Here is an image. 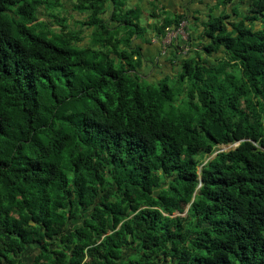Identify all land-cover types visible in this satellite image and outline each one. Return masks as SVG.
Wrapping results in <instances>:
<instances>
[{
  "label": "trees",
  "instance_id": "1",
  "mask_svg": "<svg viewBox=\"0 0 264 264\" xmlns=\"http://www.w3.org/2000/svg\"><path fill=\"white\" fill-rule=\"evenodd\" d=\"M214 1L0 0V264H264V0Z\"/></svg>",
  "mask_w": 264,
  "mask_h": 264
},
{
  "label": "rangeland",
  "instance_id": "2",
  "mask_svg": "<svg viewBox=\"0 0 264 264\" xmlns=\"http://www.w3.org/2000/svg\"><path fill=\"white\" fill-rule=\"evenodd\" d=\"M67 7L63 10V12H67L69 17L71 18L70 23H71V27H77V29H80L82 26L80 25V23L78 24V21H83L85 19L84 15L85 14H80L77 13L76 11H73L72 9V4H71V0H65ZM150 1H154V2H159L155 1V0H130L129 4L131 6H136V5H140L142 4L143 9H145L147 11V8L151 7L150 5ZM210 1V2H209ZM185 0H181V3H178V0H160V6H163L164 4L167 3H172L176 6L181 5L182 3H184ZM213 3L215 2L214 0H207V3ZM194 2H191L190 5H192ZM204 3V2H203ZM199 3L197 4L196 7H199L201 4L202 9L201 12L198 14L199 16H201L202 18H206V14L209 11V6L207 3ZM195 9V8H193ZM176 10H179V8H176ZM231 10V8H230ZM39 16L41 17V19H46L49 14L48 11L45 9V7L43 6L41 8V10H39ZM145 21V19H144ZM150 21V19H148V22ZM153 21V20H152ZM191 21H193V19H191ZM146 23V22H144ZM76 24H78L77 26H75ZM187 24V21L183 22V26L181 27V30H179V35L177 36V31L176 30H170L168 31V33L166 34V36L163 37H157L154 31H151L149 29V31L146 34V38H151V43L149 44L148 42H145V40L140 39V41L138 40L137 42H139L141 45H152L154 41L159 40V42L162 45V53H160V55L156 58V65L152 67V71H143L141 70V72L146 76V78H148L151 81H157L159 80L163 75H165L168 72L171 73H177V71L180 69L178 66H176V68H174V65H172L171 61L168 60L170 54L167 53V48H169L170 43H172L175 39H181L184 41H188L189 39V35H190V28H188L189 23L187 24V27L185 28ZM260 26V23H258ZM84 35L86 36L84 41L82 43H88L89 42V33L91 31V29H87L84 27ZM179 50V49H178ZM163 53H167V55H162ZM220 55V54H218ZM161 56V57H160ZM212 59V58H211ZM212 62V60H211ZM177 63V62H176ZM143 69V68H142ZM239 144V141H236L234 143H230L228 145H221L219 146L221 150H229L231 148L236 147ZM22 264H31V261L27 258V255L24 258V261Z\"/></svg>",
  "mask_w": 264,
  "mask_h": 264
},
{
  "label": "crops",
  "instance_id": "3",
  "mask_svg": "<svg viewBox=\"0 0 264 264\" xmlns=\"http://www.w3.org/2000/svg\"><path fill=\"white\" fill-rule=\"evenodd\" d=\"M191 2H194V3L192 5H190ZM198 2L199 3H203V2L207 3V0H185V2L179 6H176L172 3H167L164 5L166 6L167 9L171 10L174 13L187 12V13H190V15H191V13H194L195 10L202 9V7H201L202 4L199 7H196ZM178 3H181V0H178ZM150 5H151V3H150ZM151 7L147 8V9H151ZM176 8H179V10H176ZM193 8H195V9H193ZM138 40L140 41V39H137L135 43L140 44L139 42H137ZM141 46H142V50H143V56L145 59V62L142 66L143 69L141 68V70H142V72L143 71H150L151 72L152 67L156 65V58L160 55V53H162V45L159 42V40H156L153 42L152 45L145 44V45H141ZM167 53H169V52H167ZM167 53H163V54H161V56L167 55Z\"/></svg>",
  "mask_w": 264,
  "mask_h": 264
},
{
  "label": "built area",
  "instance_id": "4",
  "mask_svg": "<svg viewBox=\"0 0 264 264\" xmlns=\"http://www.w3.org/2000/svg\"><path fill=\"white\" fill-rule=\"evenodd\" d=\"M183 26V23L181 24V26L177 29H173V30H176L177 31V36L179 35V30H181V27Z\"/></svg>",
  "mask_w": 264,
  "mask_h": 264
},
{
  "label": "clouds",
  "instance_id": "5",
  "mask_svg": "<svg viewBox=\"0 0 264 264\" xmlns=\"http://www.w3.org/2000/svg\"><path fill=\"white\" fill-rule=\"evenodd\" d=\"M170 45H171V43H170ZM170 45H169V46H170ZM220 146H221V145H220ZM219 148H220V147H219ZM219 151H223V150L219 149L217 152H219ZM217 152H215V153H217Z\"/></svg>",
  "mask_w": 264,
  "mask_h": 264
}]
</instances>
